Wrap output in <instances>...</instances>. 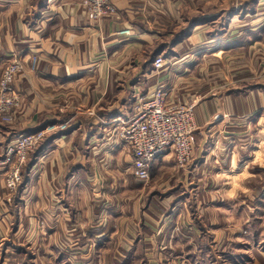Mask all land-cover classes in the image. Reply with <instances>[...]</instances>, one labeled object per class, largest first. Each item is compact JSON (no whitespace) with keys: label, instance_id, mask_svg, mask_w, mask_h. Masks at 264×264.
<instances>
[{"label":"crops","instance_id":"crops-1","mask_svg":"<svg viewBox=\"0 0 264 264\" xmlns=\"http://www.w3.org/2000/svg\"><path fill=\"white\" fill-rule=\"evenodd\" d=\"M219 1L113 0L93 22L79 0H0V79L12 59L38 60L0 125V264H264V84L229 79L256 75L241 63L264 42V0ZM160 86L196 105V145L184 169L158 157L147 185L119 128ZM62 123L9 200L7 143Z\"/></svg>","mask_w":264,"mask_h":264},{"label":"built area","instance_id":"built-area-1","mask_svg":"<svg viewBox=\"0 0 264 264\" xmlns=\"http://www.w3.org/2000/svg\"><path fill=\"white\" fill-rule=\"evenodd\" d=\"M111 1L79 0V3L88 19L97 22L116 13ZM130 34L129 30L121 33L123 36ZM165 65V58L159 56L153 62V69L159 72ZM37 67L36 58L28 62L14 58L6 66L0 79V125L11 126L15 123L20 96L14 82L17 77L35 72ZM138 100L136 116L121 125L119 135L132 158L134 178L147 184L153 162L162 155L172 153L179 169L189 164L196 145V105L169 103L164 86ZM67 125L49 124L40 131L18 135L7 143L1 163L7 167L5 184L10 196L16 193L23 182V171L30 155L47 137L66 131Z\"/></svg>","mask_w":264,"mask_h":264},{"label":"rangeland","instance_id":"rangeland-1","mask_svg":"<svg viewBox=\"0 0 264 264\" xmlns=\"http://www.w3.org/2000/svg\"><path fill=\"white\" fill-rule=\"evenodd\" d=\"M113 1V0H112ZM112 1H111V3H112ZM133 1H137V2H142V1H145V2H148V1H153V0H133ZM212 2H213V4L214 5H219V3H220V5L222 4V5H224V3L222 2V1H219V0H211ZM227 1V3L229 4L230 3V1L231 0H224V2H226ZM234 1V0H233ZM181 4H182V0H181ZM233 4H234V6H233ZM113 5V4H112ZM240 3L239 2H235V3H233L232 2V8L234 9V8H239L240 6ZM229 6H230V4H229ZM184 8V7H183ZM184 15H187V11H186V9L184 10ZM228 38L227 37H225L224 38V40H227ZM253 52L255 53V54H257L256 55V57L257 58H259V60H258V63H249L248 64V62L249 61H251V60H248V59H250L251 57H252V55H253ZM244 57H245V59L246 60H244V62L243 63H241L242 65H243V68H255L254 70H255V72H256V75L254 76L253 75V78H251V79H246V80H240V82L238 81L239 80V78L236 76V77H230L229 79L230 80H232V81H234V84H236L235 85V87L237 86V87H241V86H244V88L245 89H247V88H249V87H251V86H256L257 84H259L258 86H260V85H263L264 84V78H259V77H262L263 75H264V73H263V75L261 76V75H259L262 71H264V42L262 43V46H258V47H256V49L255 50H253L252 51V53L251 52H249V50L247 49V50H245L244 51ZM165 58V57H164ZM166 59V58H165ZM238 65H240V63L239 64H236V66H238ZM216 66H219L218 64H216ZM258 72H260V73H258ZM210 73H211V71H210ZM209 73V74H210ZM208 74V75H209ZM255 74V73H254ZM230 75H231V73H230ZM233 75V74H232ZM258 76V77H257ZM2 78V77H1ZM216 81H218V80H216ZM173 160V159H172ZM170 162H172V161H170ZM172 164V163H171ZM189 165V164H188ZM187 165V166H188ZM187 168V167H186ZM155 179V183H157V185H158V187H156L157 189H156V191L157 192H160L161 194H164L165 192H167V190L171 187V183H170V180H168V178L166 177V176H163V175H161V176H158V175H156V176H152V179ZM150 180H151V177H150ZM152 181V180H151ZM150 182V181H149ZM149 182H148V184H149ZM182 182V181H181ZM147 184V185H148ZM174 184H175V182H174ZM17 192V191H16ZM9 194V193H8ZM16 194V193H15ZM15 194H13L12 196H10L9 195V197H8V199L9 200H13V198H14V195Z\"/></svg>","mask_w":264,"mask_h":264},{"label":"trees","instance_id":"trees-1","mask_svg":"<svg viewBox=\"0 0 264 264\" xmlns=\"http://www.w3.org/2000/svg\"><path fill=\"white\" fill-rule=\"evenodd\" d=\"M183 33H184L185 35H187V34L190 33V31H189V32H183ZM183 33H182V34H183ZM182 34H181V35H182ZM37 149H38V148H37ZM23 173H24V171H23Z\"/></svg>","mask_w":264,"mask_h":264}]
</instances>
